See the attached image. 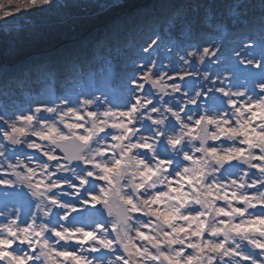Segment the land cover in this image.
<instances>
[{
	"label": "snow or ice",
	"instance_id": "1",
	"mask_svg": "<svg viewBox=\"0 0 264 264\" xmlns=\"http://www.w3.org/2000/svg\"><path fill=\"white\" fill-rule=\"evenodd\" d=\"M260 2L258 31L233 49L236 64L259 77L251 85L222 63L215 40L206 46L192 42L201 32L225 27L214 12L206 10L195 23L176 11L165 22L166 32L154 31L141 45L146 56L136 67L139 75L127 81L122 104L103 92L70 88L27 110L0 105V264H264ZM71 8L115 14L89 48L103 51L121 29L135 24L123 15L124 0H7L0 2V21L7 26L17 13ZM243 8H229L237 24L246 19ZM177 34L184 37L179 45L164 44L165 36ZM162 45L174 53L171 71L153 59ZM86 51L57 61L5 62L0 78L7 89L34 77L82 74ZM196 63L209 66L201 78L211 86L189 88L185 77L194 75L188 69ZM10 146L33 149L46 161L33 166L32 156L25 154L26 163L12 152L13 163ZM25 203H34L35 211L23 214L30 220L21 215ZM77 203L95 209L86 223L71 215Z\"/></svg>",
	"mask_w": 264,
	"mask_h": 264
},
{
	"label": "trees",
	"instance_id": "2",
	"mask_svg": "<svg viewBox=\"0 0 264 264\" xmlns=\"http://www.w3.org/2000/svg\"><path fill=\"white\" fill-rule=\"evenodd\" d=\"M0 2L6 3L7 0H0ZM80 2L81 0H58L60 4H78ZM259 2L260 0H149V2L148 0H124L127 8L123 15L132 16L135 24L127 29H121L118 37L113 36L110 41L103 45V51H101L100 46L89 48L88 45L94 37L112 23L115 14H97L93 10L92 13L85 15L77 8L68 9L66 12L53 9L46 11V14L37 11L31 12L30 15L17 13L14 19L12 17L7 18V26H5V21H0V64L5 62L26 64L34 60L57 61L70 52L87 49L81 55L85 72L89 67L96 65L94 63L88 65L87 63L92 56L97 53L99 55L104 54L109 50L114 51L117 45H125L129 42L130 32L139 27H150L153 23H164L176 11L183 13L187 19L191 18V21L196 19V23H198L205 11L211 10L216 14L218 20L225 23V27H232L234 21L229 16V8L232 5H244L243 12L246 19H242V21L251 18L252 21L259 11ZM65 13L71 18L69 21L61 17ZM137 13L143 14L137 15ZM258 22L257 16V20H253L252 23L258 24ZM7 28H9L8 31H6ZM81 31L87 32L86 35L82 36ZM75 38L77 39L71 42V39ZM79 74L81 73L69 75L68 72H61L54 78L41 77L39 80L34 77L7 89H5L3 80L0 78V101L11 107L12 104L10 103L13 101L16 104L23 102L21 91L36 93L40 87L62 89L68 79L75 78ZM10 148L15 150L11 146Z\"/></svg>",
	"mask_w": 264,
	"mask_h": 264
},
{
	"label": "rangeland",
	"instance_id": "3",
	"mask_svg": "<svg viewBox=\"0 0 264 264\" xmlns=\"http://www.w3.org/2000/svg\"><path fill=\"white\" fill-rule=\"evenodd\" d=\"M45 14H46V11H45ZM257 16L253 20H257ZM61 17L64 18L66 21H69L71 19L69 17V15H67V13H65L64 15H61ZM32 19H34V18H32ZM189 20H191V18ZM192 21L196 23V19H192ZM16 22H18V21H16ZM165 22L164 23H157L156 25L153 23L154 25L152 27L150 26V27L146 28V30L143 27H139L136 30H134L133 32H130L131 33L130 38L132 40V43L123 47L122 49L118 50L120 52L119 54H120V58H121L119 61L123 62V64H124L123 70H121V71H119V70L115 71L114 70L113 72L111 71V73H110V70H108V68H109L108 65H105V67L108 71L100 70V68H97V66H96L95 69L94 68L89 69L84 74L79 75L77 80H73L71 85H68L67 89H65L63 92L57 91L55 89H51V87H49L50 90H48V91H45V90L40 88V90L37 91L36 93H31L30 91H28V92L26 91V93H25V92L21 91L22 97H23V102L16 104L15 101H13L10 103V104H12L11 107L12 108L20 107V108L27 110L28 108H30V107L34 108L35 106H37L38 104H41V103H50L52 99H55V96L65 94L70 88H75L77 91L84 90L87 92H95L96 95H100L101 92H103L110 99L113 100V103L122 104L124 97L127 94L126 93V87L128 86L127 81L129 79H131L133 76L139 75V72L136 71V67L139 63L144 62L143 57L146 56V54L141 52V45L149 36L152 35V33L154 31H161L163 29L166 32L167 29L164 28ZM250 22H252V21H250ZM243 23H245V22H243ZM247 23L249 24V21ZM232 26H238V24L234 21L232 23ZM239 26H242V24ZM258 28H259V25H251V26H247L246 29H239V30H235V31H232V29L223 28L219 32H211V33L201 32L199 35V38L196 41H192V42H198V43L204 44L206 46L207 42H210L211 40H215L217 42V44L221 47V51L223 53L224 61H222V63H224L226 61V66L230 67L233 71L236 72L237 77H239L240 83H244L245 81H247V83L249 85H251L252 80L258 79L259 77L258 76H249L247 71L244 69V67L242 65L236 64L233 49H238L240 46V40L245 39V36L250 31H258ZM8 30H9V28L6 29V31H8ZM236 32H237V34H235ZM82 33H84V31L80 32V34H82ZM182 39H184V37L180 36L179 34H177L175 36H171V37L165 36L164 44H166L170 47L173 45H179ZM185 43H187V41ZM173 58H174V53H170L167 50V48L164 47V45H162L161 48L159 49V51L153 55V59H156L157 61L163 62V64L167 66L169 71H171V69L173 67V64L170 63V61H172ZM105 61L110 62L111 61L110 57H108ZM114 64L117 65L118 61L114 62ZM112 66L114 67L113 64H112ZM175 66L179 67L178 64ZM206 68H209V66L207 64L201 65L199 63H196L191 68L188 69L190 72L194 73V75L197 77L195 79H197L198 82L200 81L201 84H204L205 88L211 86L208 84L207 81H204L201 78L203 75V72ZM217 68H218L217 65H212L210 70L215 71V70H217ZM252 71L255 73V72H258L259 70L253 69ZM94 72H95V74H94ZM96 72H97V75H96ZM172 74L175 75V73H172ZM112 77L117 78L119 83L121 81L122 86H120L118 84L117 80H115V79L113 82ZM165 79L167 80V77ZM168 83H171V81H168ZM188 86H189V88H192V86L189 83H188ZM118 87H121V88L118 89ZM216 95L219 96L220 94L217 93ZM165 99H168V97H165ZM4 101H5V99H4ZM57 103H59V101H57ZM3 104H4L3 101H0V105H3ZM17 147L20 148V146H17ZM12 152H15L16 155H18L21 160H25V154L32 156L33 157V160H32L33 166L35 165L36 162H38L40 160L46 161V157H43L41 153L36 152L33 149H27L26 147H22V148H20L19 151H17L16 149L14 151L13 149L10 148L8 155L10 156V159L12 160L13 163H15V156L11 155ZM58 154L61 156L63 155L62 153H58ZM25 162L29 163V161H27V160H25ZM0 163H3V158H0ZM252 171H254V170H252ZM60 175H70V174L69 173H61ZM233 178H235V177H233ZM57 191H59V190H57ZM76 207L78 209V212H74L71 215L73 217L79 215V217L86 223L88 220V217H89V213L94 212V209L91 208L90 205L81 206L78 203L76 204ZM0 208H3V203L0 204ZM2 219L3 218H0V220H2ZM26 219L30 220V217H26ZM61 222H63V221H61ZM61 243H63V242H61ZM72 243H74V242H72ZM244 243H246V242H244ZM249 247H251V246H249ZM256 251H259V250L257 249ZM246 264H248V262H246Z\"/></svg>",
	"mask_w": 264,
	"mask_h": 264
},
{
	"label": "water",
	"instance_id": "4",
	"mask_svg": "<svg viewBox=\"0 0 264 264\" xmlns=\"http://www.w3.org/2000/svg\"><path fill=\"white\" fill-rule=\"evenodd\" d=\"M147 87L149 88V86L147 85ZM154 90V89H153Z\"/></svg>",
	"mask_w": 264,
	"mask_h": 264
}]
</instances>
